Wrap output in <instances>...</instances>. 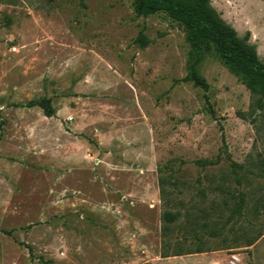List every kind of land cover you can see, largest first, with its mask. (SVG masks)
I'll use <instances>...</instances> for the list:
<instances>
[{
    "label": "rangeland",
    "instance_id": "rangeland-1",
    "mask_svg": "<svg viewBox=\"0 0 264 264\" xmlns=\"http://www.w3.org/2000/svg\"><path fill=\"white\" fill-rule=\"evenodd\" d=\"M134 2L0 0V264H264V98ZM211 4L264 63V0Z\"/></svg>",
    "mask_w": 264,
    "mask_h": 264
},
{
    "label": "trees",
    "instance_id": "trees-1",
    "mask_svg": "<svg viewBox=\"0 0 264 264\" xmlns=\"http://www.w3.org/2000/svg\"><path fill=\"white\" fill-rule=\"evenodd\" d=\"M211 1L135 0L134 8L139 16L165 12L185 28L193 55L188 77L196 85L206 91L209 89V84L198 72L197 64L201 61L203 52L213 48L223 59L227 68L243 82L253 95L259 96L260 99L264 98V63L259 60L255 45L249 43L248 35L244 38L239 37L236 29L221 17ZM146 43V40H143V44ZM28 106H40L44 109L46 116L55 115V109L49 99L34 100L29 102ZM240 208L238 206L234 211L239 212ZM167 215L169 221H173L176 217L171 214ZM200 252L202 251L195 253Z\"/></svg>",
    "mask_w": 264,
    "mask_h": 264
},
{
    "label": "built area",
    "instance_id": "built-area-1",
    "mask_svg": "<svg viewBox=\"0 0 264 264\" xmlns=\"http://www.w3.org/2000/svg\"><path fill=\"white\" fill-rule=\"evenodd\" d=\"M241 261V259L239 258V256L237 254H233L231 255V260H230V264H237Z\"/></svg>",
    "mask_w": 264,
    "mask_h": 264
}]
</instances>
